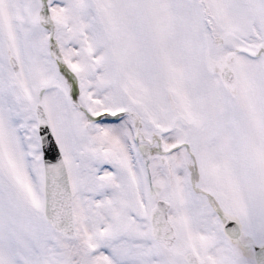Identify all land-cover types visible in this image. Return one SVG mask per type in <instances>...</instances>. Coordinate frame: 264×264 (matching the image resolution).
Instances as JSON below:
<instances>
[{"label": "snow or ice", "instance_id": "snow-or-ice-1", "mask_svg": "<svg viewBox=\"0 0 264 264\" xmlns=\"http://www.w3.org/2000/svg\"><path fill=\"white\" fill-rule=\"evenodd\" d=\"M0 264H264V0H0Z\"/></svg>", "mask_w": 264, "mask_h": 264}]
</instances>
